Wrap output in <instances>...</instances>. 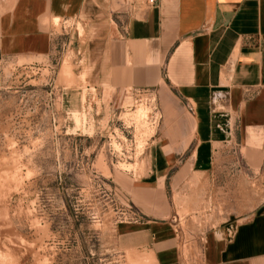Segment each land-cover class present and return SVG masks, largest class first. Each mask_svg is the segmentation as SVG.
<instances>
[{"label":"rangeland","instance_id":"1","mask_svg":"<svg viewBox=\"0 0 264 264\" xmlns=\"http://www.w3.org/2000/svg\"><path fill=\"white\" fill-rule=\"evenodd\" d=\"M11 1L0 0V15ZM94 14L54 19L48 55L0 53V264H155L141 233L169 215L172 197L190 259L195 226L264 205V166L239 173L225 204L208 187L195 210L170 179L144 189L167 174L148 178L164 114L156 92L104 84L98 68L116 25Z\"/></svg>","mask_w":264,"mask_h":264},{"label":"crops","instance_id":"2","mask_svg":"<svg viewBox=\"0 0 264 264\" xmlns=\"http://www.w3.org/2000/svg\"><path fill=\"white\" fill-rule=\"evenodd\" d=\"M5 7V56L48 55L56 18L92 21L100 12L116 25L98 75L113 89L156 92L164 114L148 178L167 174L144 189L160 190L170 179L173 193L188 191L183 202L195 210L208 187L225 204L239 173L263 168L264 0H12ZM172 199L169 215L141 233L150 237L155 264H264V205L208 229L195 226V255L186 259Z\"/></svg>","mask_w":264,"mask_h":264},{"label":"bare ground","instance_id":"3","mask_svg":"<svg viewBox=\"0 0 264 264\" xmlns=\"http://www.w3.org/2000/svg\"><path fill=\"white\" fill-rule=\"evenodd\" d=\"M82 32V31H81ZM82 36V35H81ZM143 110V109H142ZM146 110V109H145ZM144 112V111H143ZM145 113V112H144ZM139 115H140V113H139Z\"/></svg>","mask_w":264,"mask_h":264},{"label":"built area","instance_id":"4","mask_svg":"<svg viewBox=\"0 0 264 264\" xmlns=\"http://www.w3.org/2000/svg\"><path fill=\"white\" fill-rule=\"evenodd\" d=\"M149 91V90H148Z\"/></svg>","mask_w":264,"mask_h":264}]
</instances>
